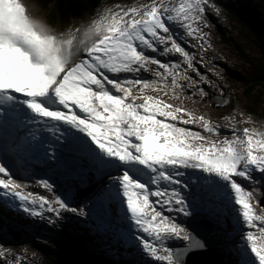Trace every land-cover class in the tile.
Listing matches in <instances>:
<instances>
[{
  "label": "snow or ice",
  "instance_id": "snow-or-ice-1",
  "mask_svg": "<svg viewBox=\"0 0 264 264\" xmlns=\"http://www.w3.org/2000/svg\"><path fill=\"white\" fill-rule=\"evenodd\" d=\"M209 8L222 14L210 0H121L54 29L0 0V211L82 228L99 264H210L214 251L264 264V120L225 116V132L171 102L230 103L203 87H216L200 70ZM37 175L44 195L28 190ZM114 211L109 236L94 220Z\"/></svg>",
  "mask_w": 264,
  "mask_h": 264
},
{
  "label": "rangeland",
  "instance_id": "rangeland-1",
  "mask_svg": "<svg viewBox=\"0 0 264 264\" xmlns=\"http://www.w3.org/2000/svg\"><path fill=\"white\" fill-rule=\"evenodd\" d=\"M222 1L225 4L210 0V3H215L222 9V14L218 16L213 9L207 10V17L211 24L204 30L209 33L207 39L211 46L207 47L200 70L216 85V87L203 85L205 90L212 96L223 92L224 97L229 99L230 103L214 107V104L207 98L202 99L198 95L190 101H195L196 104L193 103V107L197 114L209 116L208 113H213L210 117L212 119L215 117L217 123L228 129L229 121L223 119L225 116L235 117L239 121L242 119L239 115L242 112L245 119L251 115L264 120V87H259L256 93L250 97L246 83V78H249L253 72L249 57L257 62L262 56V50L256 38L239 25L234 13L230 10V8H235L246 13L250 9V11L256 12V16L262 18L264 10L260 3L264 0ZM103 2L111 5L121 2V0H103ZM173 2L178 3L179 0H173ZM25 3L30 6V11L34 15L43 19L54 29H63L68 26V24L63 26L53 24L49 14L34 0H25ZM191 43L197 42L191 41ZM194 50L198 51V49ZM153 95L155 94L153 93ZM183 101L186 102L181 97V100L171 102L176 104ZM251 126L238 124L240 128ZM39 178V175L34 177L37 180ZM3 217L5 216L0 214V225H3L0 230V247H6L11 251L7 256L0 257V264H57L52 258L57 259L67 251L74 253L85 264H99L105 259L102 254L94 250L92 239L82 228H73L71 231L68 228L49 231L40 226L39 222L32 227H21L20 223L6 222ZM115 218L114 215L105 216L102 213H97L94 223L101 232H106L111 236L112 232L120 227ZM16 230L23 232L20 242L14 239ZM218 254L223 258L225 264H230L231 257L226 252L218 251Z\"/></svg>",
  "mask_w": 264,
  "mask_h": 264
},
{
  "label": "trees",
  "instance_id": "trees-1",
  "mask_svg": "<svg viewBox=\"0 0 264 264\" xmlns=\"http://www.w3.org/2000/svg\"><path fill=\"white\" fill-rule=\"evenodd\" d=\"M215 1L225 4L222 0ZM34 2L41 5L42 9L49 14L53 24L62 26L82 21L98 5H104L103 0H34ZM260 4L264 10V1ZM230 10L234 13V17L239 25L256 38L262 50V56L257 62L252 57H249L253 72L249 78H246V83L248 85V96L252 97L259 87H264V17L260 18L256 16V12H252L250 9L246 13L235 8H230ZM32 179L34 178L26 180L29 184L28 190L34 191L37 194H46L39 184L32 183ZM22 235L23 232L21 230H16L14 232V239L20 242L19 240L22 238Z\"/></svg>",
  "mask_w": 264,
  "mask_h": 264
},
{
  "label": "water",
  "instance_id": "water-1",
  "mask_svg": "<svg viewBox=\"0 0 264 264\" xmlns=\"http://www.w3.org/2000/svg\"><path fill=\"white\" fill-rule=\"evenodd\" d=\"M207 259L210 264H225L223 258L218 254V251H214L208 254ZM52 260L57 264H85L72 252L64 253L59 258H52Z\"/></svg>",
  "mask_w": 264,
  "mask_h": 264
},
{
  "label": "bare ground",
  "instance_id": "bare-ground-1",
  "mask_svg": "<svg viewBox=\"0 0 264 264\" xmlns=\"http://www.w3.org/2000/svg\"><path fill=\"white\" fill-rule=\"evenodd\" d=\"M234 9V8H233ZM200 101V100H199ZM177 103H183V105L185 106V107H187V108H189L190 110H193V111H195V113H196V110H195V108L193 107V103H194V101H190V100H186V102H177ZM194 104H196V103H194ZM211 106V105H210ZM214 107H217V105H213ZM212 106V107H213ZM211 107V108H212ZM197 108V107H196ZM205 109V108H204ZM208 110V109H207ZM206 110V111H207ZM205 112V111H204ZM209 114V116H211L213 113H208ZM218 119V118H217ZM215 122H217L216 121V118L214 117V119H213ZM223 131H225V132H227L228 131V129H225V128H223ZM0 214L1 215H3V216H5V217H7V218H5V217H3L5 220H6V222L7 221H10V222H15V223H20V224H26V223H28V224H30L31 222L29 221V220H27L26 218H24V217H21V216H15V215H13V214H11V213H7V212H4V211H0ZM111 215H114L115 217H116V212L114 211ZM2 219V218H1ZM115 219H117V217L115 218ZM118 221V220H117ZM118 224H119V221H118ZM118 224H117V226H118Z\"/></svg>",
  "mask_w": 264,
  "mask_h": 264
}]
</instances>
